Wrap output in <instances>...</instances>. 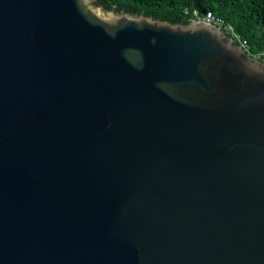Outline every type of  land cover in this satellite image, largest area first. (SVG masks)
<instances>
[{
	"label": "water",
	"instance_id": "obj_1",
	"mask_svg": "<svg viewBox=\"0 0 264 264\" xmlns=\"http://www.w3.org/2000/svg\"><path fill=\"white\" fill-rule=\"evenodd\" d=\"M0 264H264V62L203 20L0 0Z\"/></svg>",
	"mask_w": 264,
	"mask_h": 264
},
{
	"label": "trees",
	"instance_id": "obj_2",
	"mask_svg": "<svg viewBox=\"0 0 264 264\" xmlns=\"http://www.w3.org/2000/svg\"><path fill=\"white\" fill-rule=\"evenodd\" d=\"M114 11L159 18L171 23H187L193 11H211L233 25L247 53L264 59V0H99ZM240 40L237 41L240 43Z\"/></svg>",
	"mask_w": 264,
	"mask_h": 264
},
{
	"label": "built area",
	"instance_id": "obj_3",
	"mask_svg": "<svg viewBox=\"0 0 264 264\" xmlns=\"http://www.w3.org/2000/svg\"><path fill=\"white\" fill-rule=\"evenodd\" d=\"M192 19L193 20H203L207 23L216 25L220 29H222V31L226 34V36L232 38L233 41L237 42L240 40L239 38L240 36L235 31L233 25L225 22L223 18L213 14L211 11H206L200 14L197 10H194ZM239 44L245 49V51L247 50V43L244 40H240Z\"/></svg>",
	"mask_w": 264,
	"mask_h": 264
},
{
	"label": "rangeland",
	"instance_id": "obj_4",
	"mask_svg": "<svg viewBox=\"0 0 264 264\" xmlns=\"http://www.w3.org/2000/svg\"><path fill=\"white\" fill-rule=\"evenodd\" d=\"M227 37H228V36H227ZM254 57L257 58V59H260V60H262V61L264 62V59H263V58H260V55H259V54L254 55Z\"/></svg>",
	"mask_w": 264,
	"mask_h": 264
}]
</instances>
